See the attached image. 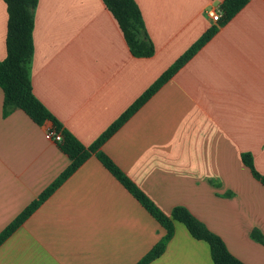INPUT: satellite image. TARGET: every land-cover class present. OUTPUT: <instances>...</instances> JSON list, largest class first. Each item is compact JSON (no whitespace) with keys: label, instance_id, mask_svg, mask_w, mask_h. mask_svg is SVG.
<instances>
[{"label":"crops","instance_id":"obj_1","mask_svg":"<svg viewBox=\"0 0 264 264\" xmlns=\"http://www.w3.org/2000/svg\"><path fill=\"white\" fill-rule=\"evenodd\" d=\"M224 0H136L155 46L132 54L103 0H39L28 64L43 105L85 146L94 143L208 29L206 42L100 147L165 213L184 206L245 264H264V0L229 21ZM8 11L0 0V59ZM52 121L3 116L0 233L69 165ZM164 228L92 155L0 245V264H137ZM149 264H214L207 242L176 221Z\"/></svg>","mask_w":264,"mask_h":264},{"label":"trees","instance_id":"obj_2","mask_svg":"<svg viewBox=\"0 0 264 264\" xmlns=\"http://www.w3.org/2000/svg\"><path fill=\"white\" fill-rule=\"evenodd\" d=\"M8 11L6 57L0 59V88L3 91V116L14 109L23 110L34 122L43 124L52 121L54 129L62 134L61 149L69 156L66 169L31 202L0 233V245L44 202L62 183L70 177L92 155H96L103 166L142 204V206L164 228L165 235L137 263L149 264L165 251L175 234V222L183 223L197 240H203L210 247L214 264H245L234 256L220 236L209 230L188 208L176 206L170 214L162 211L148 195L100 147L108 140L152 95L182 67L215 34L217 28L208 29L192 46L180 56L116 121L91 145L85 146L71 132L62 127L61 122L36 97L28 64L34 54V9L39 0H4ZM116 19L133 55L150 57L155 46L147 34L144 18L136 0H103ZM249 0H224L220 5L223 15L220 24L229 21ZM242 160L253 176L264 185L262 175L254 164L250 153H243ZM253 237L264 243L259 232Z\"/></svg>","mask_w":264,"mask_h":264},{"label":"built area","instance_id":"obj_3","mask_svg":"<svg viewBox=\"0 0 264 264\" xmlns=\"http://www.w3.org/2000/svg\"><path fill=\"white\" fill-rule=\"evenodd\" d=\"M207 13L214 21H219L223 15V11L220 6L210 8ZM46 138L48 140L59 142L62 140V134L57 132L55 129H48L46 132Z\"/></svg>","mask_w":264,"mask_h":264}]
</instances>
